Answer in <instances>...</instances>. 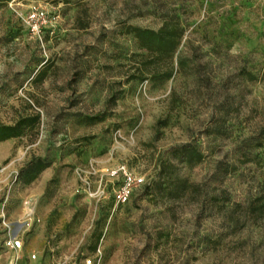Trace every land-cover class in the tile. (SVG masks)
I'll list each match as a JSON object with an SVG mask.
<instances>
[{
	"label": "rangeland",
	"instance_id": "rangeland-1",
	"mask_svg": "<svg viewBox=\"0 0 264 264\" xmlns=\"http://www.w3.org/2000/svg\"><path fill=\"white\" fill-rule=\"evenodd\" d=\"M31 6L48 13L42 44L21 20ZM168 20L185 33L164 80L127 30ZM35 114L0 164V251L14 231L32 264H264V218L247 212L264 195V0H0V124ZM186 143L202 160L172 162L199 192L146 193ZM37 157L49 167L18 178ZM90 160L107 184L96 205L76 193ZM117 164L144 185L113 208L104 170Z\"/></svg>",
	"mask_w": 264,
	"mask_h": 264
},
{
	"label": "trees",
	"instance_id": "trees-1",
	"mask_svg": "<svg viewBox=\"0 0 264 264\" xmlns=\"http://www.w3.org/2000/svg\"><path fill=\"white\" fill-rule=\"evenodd\" d=\"M83 1L84 0H78V2ZM83 11L86 15V11L81 8L79 15H81ZM75 24L80 30L88 26L87 20H83L79 16L76 18ZM127 33L133 35L139 49L145 52V66L162 64L163 70L160 75L163 76L164 80H169L172 77V58L184 36V27L178 21L168 20L163 22L156 30L130 27ZM45 34L50 33L46 31ZM134 77L135 76H129L128 79L132 80ZM115 100V96L109 99L112 103H114ZM103 119L104 114L86 117V120L89 122H100ZM38 124L39 116L37 114L21 118L13 125L0 124V143L7 140L18 139L22 137L26 131L36 128ZM260 146L261 144L258 145V147ZM169 157L171 160L167 159L159 162L152 186H146L144 191L147 193L152 189L157 195L171 200L180 199L187 193H198L199 186L190 184L186 179L180 178L176 173V165L172 161L179 164H186L191 167L202 160V154L195 146L186 143L171 149ZM5 163H7V161H5L4 164ZM48 167L49 164L45 159L39 157L32 158L26 166L19 170L18 178H24L27 183H30ZM107 202H112L111 197L107 199ZM247 212L249 216L255 219L264 218V195L255 197L249 204Z\"/></svg>",
	"mask_w": 264,
	"mask_h": 264
},
{
	"label": "built area",
	"instance_id": "built-area-1",
	"mask_svg": "<svg viewBox=\"0 0 264 264\" xmlns=\"http://www.w3.org/2000/svg\"><path fill=\"white\" fill-rule=\"evenodd\" d=\"M22 23L27 31V34L34 40L42 44L43 34L46 31L52 33V28H45L49 25L48 13L44 8L31 6L25 15L21 16ZM76 179L79 184L76 193L93 202L95 205L102 202L107 196V184L103 182L102 176H98L95 161H88L85 168H77L75 171ZM104 176L111 186L110 197L113 202V208L123 206L129 202L135 189L144 185V178L136 174L124 164L109 166L104 170ZM96 177V181L92 178ZM22 239L13 234L8 236L3 241V248L13 251L16 254L23 250ZM100 251L96 250L95 257L99 258ZM36 260L35 254L28 256L29 262ZM83 264H93L90 258L84 260Z\"/></svg>",
	"mask_w": 264,
	"mask_h": 264
},
{
	"label": "crops",
	"instance_id": "crops-1",
	"mask_svg": "<svg viewBox=\"0 0 264 264\" xmlns=\"http://www.w3.org/2000/svg\"><path fill=\"white\" fill-rule=\"evenodd\" d=\"M14 149V142L11 140H7L0 143V164L10 156V153ZM13 235H17L20 237L19 232H12ZM8 236V234H3L1 236V239H5ZM3 247V246H2ZM5 251H0V264H26V261L28 264H32V262L28 261V256L33 253H28L23 257V253L16 254L13 251L7 250L4 248Z\"/></svg>",
	"mask_w": 264,
	"mask_h": 264
}]
</instances>
